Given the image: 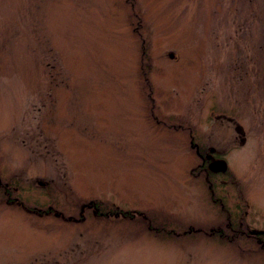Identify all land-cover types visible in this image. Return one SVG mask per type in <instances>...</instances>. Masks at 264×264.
Listing matches in <instances>:
<instances>
[{
  "label": "rangeland",
  "instance_id": "obj_1",
  "mask_svg": "<svg viewBox=\"0 0 264 264\" xmlns=\"http://www.w3.org/2000/svg\"><path fill=\"white\" fill-rule=\"evenodd\" d=\"M0 264H264V0H0Z\"/></svg>",
  "mask_w": 264,
  "mask_h": 264
},
{
  "label": "flooded vegetation",
  "instance_id": "obj_2",
  "mask_svg": "<svg viewBox=\"0 0 264 264\" xmlns=\"http://www.w3.org/2000/svg\"><path fill=\"white\" fill-rule=\"evenodd\" d=\"M216 119H223V118H225L227 121H230V120H232L233 122H234V120H233V116H231V115H228L227 113H225V112H223V113H215L214 115H213ZM241 130V133L243 134V130H242V128L239 126L238 127V130ZM211 152H213L214 151V149L213 148H210L209 149ZM199 156H200V158L202 159V161H203V163L205 162V161H207V166H208V164L211 162V161H213V160H215V158H214V155L212 154V153H208V154H205V156L204 155H201V154H199ZM243 215H245L246 216V212L244 213V214H242V216ZM244 225H245V231L246 232H249L250 231V225L249 224H245L244 223Z\"/></svg>",
  "mask_w": 264,
  "mask_h": 264
},
{
  "label": "water",
  "instance_id": "obj_3",
  "mask_svg": "<svg viewBox=\"0 0 264 264\" xmlns=\"http://www.w3.org/2000/svg\"><path fill=\"white\" fill-rule=\"evenodd\" d=\"M170 56H173L172 54H170ZM208 168L210 170H212L213 172L215 171H221V172H224L226 171V162L224 160H215L214 162H211L209 165H208Z\"/></svg>",
  "mask_w": 264,
  "mask_h": 264
}]
</instances>
